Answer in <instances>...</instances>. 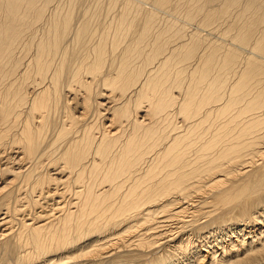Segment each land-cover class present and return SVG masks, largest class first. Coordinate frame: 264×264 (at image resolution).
Returning a JSON list of instances; mask_svg holds the SVG:
<instances>
[{
	"label": "bare ground",
	"instance_id": "1",
	"mask_svg": "<svg viewBox=\"0 0 264 264\" xmlns=\"http://www.w3.org/2000/svg\"><path fill=\"white\" fill-rule=\"evenodd\" d=\"M85 256L263 262L264 0H0V264Z\"/></svg>",
	"mask_w": 264,
	"mask_h": 264
},
{
	"label": "rangeland",
	"instance_id": "2",
	"mask_svg": "<svg viewBox=\"0 0 264 264\" xmlns=\"http://www.w3.org/2000/svg\"><path fill=\"white\" fill-rule=\"evenodd\" d=\"M164 13V12H163ZM163 13H161L160 15H161V18H164V15H162ZM159 15V16H160ZM175 15V14H174ZM173 15V16H174ZM163 16V17H162ZM178 16V17H177ZM180 15H178V14H176L174 17H176L175 18V20L177 21V23H180V24H183V21H182V18H181V16L179 17ZM180 21H182V22H180ZM227 23V21H222V23L220 22V24L221 25H219V24H217V26L216 25H214V26H210V28H208V30H207V28H203V30L201 31V33L202 34H204V35H206V36H208V39H211L212 38V40H218V41H225L224 43L226 44L228 41H229V37H225L224 35H223V30L226 28V25H224V24H226ZM196 24V25H195ZM190 25H191V27H190ZM195 26H198L197 25V21L195 22L194 21V24H193V22L192 23H190L189 25L187 24V26H186V28H187V30L188 31H192V30H195ZM216 26V27H215ZM212 27V28H211ZM223 27V28H222ZM192 30H191V29ZM220 28V29H219ZM215 29H217V31L215 30ZM226 40H227V42H226ZM210 229L209 228H207V229H205V231H209ZM194 235L192 234L191 235V237H193ZM195 237L196 236H194V240H195ZM121 244H122V242H121ZM120 244V242H119V244L118 245H116V248L118 247V246H122ZM196 244V243H195ZM119 250V249H118ZM103 252V251H102ZM63 256H65V255H63ZM62 256V257H63ZM75 256H76V254H75ZM60 257V256H59ZM88 257V256H87ZM54 258V260H56L57 258L56 257H53ZM87 259V260H86ZM91 260V261H90ZM143 260H145V259H143ZM142 260V261H143ZM76 261V262H75ZM74 264H92V259H90V257H88V258H86V256L85 257H82V258H80L79 260L77 259V260H74V261H72ZM72 262H69V263H67V264H73ZM264 264V259H263V262H258L257 264Z\"/></svg>",
	"mask_w": 264,
	"mask_h": 264
}]
</instances>
